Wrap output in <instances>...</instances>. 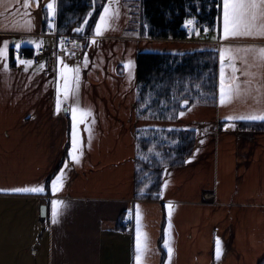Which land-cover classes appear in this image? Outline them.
Instances as JSON below:
<instances>
[{
    "label": "crops",
    "instance_id": "crops-1",
    "mask_svg": "<svg viewBox=\"0 0 264 264\" xmlns=\"http://www.w3.org/2000/svg\"><path fill=\"white\" fill-rule=\"evenodd\" d=\"M40 5L37 8L36 0H30L35 27L27 31L13 27L28 19L22 3L0 0V43L9 41V67H0V200L26 204L29 225L42 230L40 234L47 240L49 264H136V205L140 206L142 232L147 234L150 249L142 264H258L264 257V130L239 129L238 123L250 120L226 117L264 109V69L249 68L258 74L245 76L241 73L246 65L237 58L241 93L231 102L220 104L218 88L216 105L194 104L176 119H140L136 115L137 54L217 50L223 45L261 47L264 38L222 41L218 30L209 39L143 38L141 46L126 38L129 9L119 0L120 15L113 30L97 37L94 46L89 41L83 47L88 66L82 57L81 63H69L80 65V86L66 98L61 91L57 113L58 63L47 72L34 64L25 71L24 65L12 66L10 62L17 36L20 42L28 38L41 45L54 43L49 36L37 37L43 34L46 11L44 0ZM122 31L125 35L119 38L116 34ZM24 46L35 48L27 42ZM79 53L75 48V54ZM129 61L132 64L126 68ZM219 71L220 63L218 78ZM225 76H231L227 63ZM245 80L251 84H244ZM247 88L250 91H245ZM72 108L78 110V120L80 109L92 113L84 123H77L83 141L79 163L69 155L64 160L71 146ZM138 128L199 130L186 165L166 170L159 199L134 196ZM61 169L63 186L53 194L51 181ZM38 185L44 186L43 193L10 191ZM53 199L68 205L60 210L56 223L51 216ZM169 202L173 204L171 229ZM42 206L47 208L45 217ZM166 233L173 248L170 262L163 244ZM217 237L222 247L219 259L215 254Z\"/></svg>",
    "mask_w": 264,
    "mask_h": 264
},
{
    "label": "trees",
    "instance_id": "trees-1",
    "mask_svg": "<svg viewBox=\"0 0 264 264\" xmlns=\"http://www.w3.org/2000/svg\"><path fill=\"white\" fill-rule=\"evenodd\" d=\"M107 1L95 0L96 11L93 12V19H98L101 5ZM92 4L93 0H57V16L54 21L56 31L48 29L45 11L43 32L78 35L80 38L76 39V42L83 40L87 47L90 37L94 34L93 19H89L83 32L76 33L73 29L83 23L84 17L92 11L90 7ZM138 7V35L142 37L186 39L189 31L183 25L185 19L191 17H195L199 22L197 25L201 29L199 35H206L203 31L205 26L209 33L218 31L219 12L214 0H139ZM190 36L196 34L193 32ZM59 39L56 38L57 43ZM24 48L26 57H30L34 47ZM14 50L12 47L10 60L12 66L16 63ZM218 70L219 55L213 48L186 52L139 51L137 117L156 120L176 119L181 111L194 104L216 105L219 88ZM197 85L200 87L197 88ZM185 99L188 100V104L182 106ZM238 124L240 129L264 130V121H245ZM198 136V129L138 128L135 198L159 199L166 170L186 165L193 154ZM155 153H160V156ZM67 158L68 150L64 160ZM258 264H264V257Z\"/></svg>",
    "mask_w": 264,
    "mask_h": 264
},
{
    "label": "snow or ice",
    "instance_id": "snow-or-ice-1",
    "mask_svg": "<svg viewBox=\"0 0 264 264\" xmlns=\"http://www.w3.org/2000/svg\"><path fill=\"white\" fill-rule=\"evenodd\" d=\"M22 3V7L25 11V14L28 16V19L23 23L15 22L13 24L14 28H23L27 31H31L34 29L35 25L33 22L34 14L31 11L30 0H19ZM216 8L219 12L217 17V29L221 31V35L219 39L222 41H228L233 38L239 37H251V38H264V0H214ZM112 5H116L112 7ZM40 0H36V7L39 8ZM44 9L46 10V19L47 26L50 31H56V24L54 23L55 18L57 16V0H44ZM92 11H90L86 17L83 19V23L73 29L76 33H81L85 30V26L88 25L89 19H93V12L95 9V0H93V4L90 5ZM120 15V5L119 0H108L107 3L101 5V10L98 13V19H93L94 23V36H92L90 40L91 45H95L97 43V37H101L105 34V32L113 30V25L116 20L119 19ZM198 20L195 17L187 18L184 21V27L189 31V35L193 32L198 36L200 34L201 29L197 26ZM205 33L208 32V28L205 26L203 28ZM66 38H62L61 43ZM216 39V37H213ZM27 42L29 44H35V47L39 49L41 47V43H37L33 40L16 42L14 44V48L17 52L15 56V62L17 66L24 65V70L27 71L28 67L32 66L33 60L31 59H21L19 56V50L22 47V43ZM9 49V41L5 40L0 43V67L8 69L9 64L7 61ZM219 54V63H220V71H219V101L221 105H224L227 102H231L235 95H239L241 93V83L238 82V72H241L240 69L236 67L235 61L237 58L244 61L246 68L243 70L241 74L245 76H255L258 73H252L248 71L249 68L256 67L258 69H264V46H248L245 48H233L229 45H223L219 49H217ZM63 49H61V55L57 57V63L59 65L58 68V79L62 81V89L60 86L57 88V101H56V111L57 113L61 110V91L62 95L66 98L70 91H78L80 86V65L76 64L70 66L65 60L62 58ZM242 54V55H239ZM53 55H57L53 53ZM75 55V53H73ZM251 59V62H249ZM88 55L84 54V66H88ZM228 64L231 67V76H225V64ZM132 62L129 61L125 67L129 68ZM44 67L43 64L40 65L42 69ZM246 85L251 84V80H245L243 82ZM197 88L200 86L197 85ZM245 91H250V88L245 89ZM188 100H183L182 106L187 105ZM78 110L76 108H72L71 116H72V131H71V139H70V150L69 157L73 162L79 163V157L82 154L83 141L80 136L77 134V123H84L85 120L92 115L91 110L89 109H80L79 110V120L77 115ZM180 116L184 115V112L181 111L179 113ZM227 120L239 119V120H250V121H264V109L259 110L258 112L247 114V115H239V116H229L226 117ZM227 127V126H226ZM89 132L90 129H87ZM206 131V130H205ZM90 139V138H89ZM200 143H203L201 140ZM198 151V149H197ZM157 156H160V153H155ZM147 159V157H145ZM68 165L65 164V168ZM64 175V169L60 170V173L55 176L51 181V189L52 193L60 191L62 188V178ZM167 186V182H165L164 187ZM12 192L17 193H43L45 188L43 185H38L34 187H17L10 189ZM141 194H143V189L140 190ZM159 195H163V192L159 193ZM68 207L67 203L63 200L53 199L51 201V216L52 222H58V216L60 215V210L66 209ZM168 215H169V229H171V215L173 204L169 202L167 204ZM164 248L167 250L169 262L171 260L173 254V248L170 244V240L167 238V233L165 235ZM135 251H136V264H142V259L147 254L150 249L148 245V237L146 233L142 232L141 227V211L140 206L136 205V230H135ZM215 254L216 258L219 259L222 254L221 241L219 237L216 238L215 242Z\"/></svg>",
    "mask_w": 264,
    "mask_h": 264
},
{
    "label": "rangeland",
    "instance_id": "rangeland-1",
    "mask_svg": "<svg viewBox=\"0 0 264 264\" xmlns=\"http://www.w3.org/2000/svg\"><path fill=\"white\" fill-rule=\"evenodd\" d=\"M124 3L129 9V11L127 10V27L125 29L126 34H128L126 35V38L130 42H138L141 46H144L143 38L148 37L138 35L139 0H124ZM125 31L117 33L116 35L119 38H123ZM212 33H209L208 36L201 34L192 37L209 39L212 37ZM43 36H49L53 39L54 43H48L47 45H52L54 48L57 46L55 48V53L57 54L55 55V65L58 55L61 54V49H63V54L66 55L62 58L66 59L65 61H68V64H75L74 62L81 63V57L84 59L83 47H86V43L83 40H78L76 43L74 42L73 46L69 49L61 47L60 39L62 36H70L76 40L80 38L78 35H58L57 33L43 32L41 36L37 37ZM57 37L60 38L58 43L56 40ZM190 37L191 36L189 35L188 38ZM24 41H28V38H25ZM15 42H20L19 36L16 37ZM75 48H78L81 53L73 55V53H75ZM55 65L49 71H52ZM41 70L47 71L46 69ZM59 86L62 88V81H60ZM16 201L22 200H0V264H49V249H47L46 238L40 234L42 230L39 231L34 225H29L27 217L28 212L27 208H25L26 204Z\"/></svg>",
    "mask_w": 264,
    "mask_h": 264
},
{
    "label": "built area",
    "instance_id": "built-area-1",
    "mask_svg": "<svg viewBox=\"0 0 264 264\" xmlns=\"http://www.w3.org/2000/svg\"><path fill=\"white\" fill-rule=\"evenodd\" d=\"M62 38H66L63 40V43H61ZM74 42V38L70 36H62L60 39L61 47L64 49L71 48ZM53 53H55V49L52 45H42L39 49H33V52L29 58L33 60L34 65L40 66L41 64H43L44 67L42 69H46L47 71H49L55 65L56 61ZM15 54H17L16 50ZM18 54L21 57H26V49L21 47Z\"/></svg>",
    "mask_w": 264,
    "mask_h": 264
},
{
    "label": "water",
    "instance_id": "water-1",
    "mask_svg": "<svg viewBox=\"0 0 264 264\" xmlns=\"http://www.w3.org/2000/svg\"><path fill=\"white\" fill-rule=\"evenodd\" d=\"M206 35H209V32L206 33ZM41 214L45 217L47 215V208L46 206L41 207Z\"/></svg>",
    "mask_w": 264,
    "mask_h": 264
}]
</instances>
